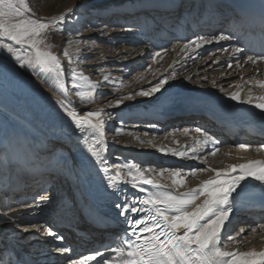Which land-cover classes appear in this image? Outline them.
I'll use <instances>...</instances> for the list:
<instances>
[{"label":"bare ground","instance_id":"1","mask_svg":"<svg viewBox=\"0 0 264 264\" xmlns=\"http://www.w3.org/2000/svg\"><path fill=\"white\" fill-rule=\"evenodd\" d=\"M33 1L35 2V0ZM181 1L182 0H90L87 3L82 1L83 4H74L76 6L72 5L73 7H69L66 3L60 4V9H58L57 15L54 16H59L67 12L69 8L83 9V7H87L93 9L92 14L88 15V18L93 19L92 23L97 27H101V25L105 26V24H103L104 21L105 23L116 21L119 26L122 27V29H119V32H121L118 36L119 38H116L113 33L104 34L103 37L105 39V44L110 46L107 47V55L112 57V63L117 66L116 70L120 72L121 66L125 63L122 61L123 55L131 53L129 48L125 45L116 48L118 41L122 42L127 40L126 34L136 37L145 35L147 40L144 42L148 50L156 48V44H158V42L160 43L158 49L161 50V52L159 51L161 55L157 57L153 56L152 60L155 65L165 56V50L162 49L164 44H167L166 37L170 33L168 30L169 27L175 23V20L177 21L179 19H177V17L183 4ZM29 2V0H25L22 10L27 11V9L30 8L35 16L39 17L36 15V11L31 8ZM206 2L208 7L204 8L205 12L203 11L201 14H199L200 12L197 13L196 15L198 17H194L193 22L191 20L186 21V17H183L180 19L181 22L179 24L183 25L184 23L190 22V25L196 26V28H198V30L200 29L202 32L215 30V33H219L217 30L226 28L224 23L225 17L232 16L238 18L231 8L237 3H245V0H206ZM106 7H111L113 10L105 12L104 9ZM41 18L48 17L44 16ZM182 25L179 26L180 29ZM242 26L243 28L245 27V25ZM105 28L106 27H102L99 28V30L104 31ZM128 28L132 30L127 31L126 29ZM227 30L231 31L232 29L229 28L226 29V31ZM221 31L222 30H220V32ZM140 40L141 39H134V42L131 44H139ZM231 44H237V38L234 37L231 41L220 42L217 46L216 44H212V49H205L208 46L205 45L203 47V49H205L204 51L200 50V52H197L198 54H194L193 59L196 60L195 65L189 64L187 60L182 62L179 61L181 59H178L180 67L174 69L173 83L169 86H165L167 91L164 92V95L160 97L159 93H157L152 101L142 104L136 111L133 110V112L138 113L137 116L140 115L138 118L139 121L147 120V123L156 125V127L153 128L151 125L146 124L147 128L151 131L156 130L155 132H162V134H146V137L143 138L135 134L137 133L136 131L128 133V137L120 139L118 143L109 144L108 153L106 154V163L108 165L113 164L110 163V152L113 148H118L116 157H114L113 160H124L128 158L131 159L132 163L138 164L142 169L149 168L150 165H153L152 169L156 170V172L160 169H173L168 166L172 161L174 162V160L185 158H190L188 160L194 158L198 161L199 158H201V162H203L202 159L205 158V162L208 161L209 163V165H206L215 169H226L232 164L247 163L249 160H264V149L257 151L261 145H264V137H255L251 134V131L255 128H263L264 115L251 105L229 100L226 95V93L240 91L241 99L243 100L247 98L249 89L252 90L254 98L264 95V88H261L255 83V81L264 80V62H258L257 66H253L250 63L245 64L246 55L241 54L240 64H242L243 67H237L236 60H230L228 53L221 51L223 47H229ZM215 46L216 48H214ZM111 49L114 51L111 52ZM133 49L134 48H132V50ZM206 52H209V55L202 58ZM214 54H217V57H219L218 61L217 57H213ZM246 54L250 55L247 50ZM104 58L106 57H103V59ZM130 58L131 59L127 61L129 62L128 64H130L129 69H132L131 74L135 71L138 72L141 67L145 65V62L142 60L144 56L142 55L138 56L136 54V56H131ZM229 60L232 64L231 68L228 67L227 63ZM6 62L7 61H5V63ZM146 62H151V59L148 58ZM89 63L92 67L101 64L98 60L90 61ZM65 67L66 64L63 68L68 70L69 67ZM162 67L165 66L162 65ZM257 68L259 71H257ZM156 69L160 72L158 65ZM187 69H189V72ZM65 70L64 72L66 73ZM94 71L99 72V70ZM143 74V72L137 73V77H142ZM105 75H109V73L104 74V76ZM119 77H121V74L111 77L110 82L104 85L112 86L111 81L118 79L117 82H115L118 86L122 81ZM189 77H191V79H188ZM60 82L65 89V79H63V76ZM54 83L55 81L49 83L40 75L33 76L31 79L24 74L21 69L16 72L0 74V121H4L16 130H19L21 134H27L30 139H33L41 156H43L44 152L49 148V145L52 146L57 143L58 146L63 145L65 147L72 144V147H69L70 157L67 159L71 160L72 164H74L77 174L75 178L73 176L67 177L66 174H52V183L46 187L48 189L43 191V185L40 187L38 186V182L40 181L39 177L42 176L41 172H17L14 166H0V213H9L10 215L13 212L16 213V215H12L11 220L8 222H5L3 217L0 216V234L7 237V239L9 237L15 244L14 246H16L18 250L20 249L24 254L27 251L35 250V253L31 254L34 256H41L40 261L49 260L48 262L52 264H68L65 258L54 252V248L57 245L67 246L71 249V252L66 253L65 256H69L73 260H79L78 248L76 246H79L82 242H78L77 244L73 243L69 235H71L72 229L75 226L74 223L77 222L78 219H81L82 216L92 213L91 217H96L102 224L117 222L123 229L124 224L119 218L118 211L114 206L115 202H118V197L112 193L111 190L106 189L105 182L101 174L96 171L94 162L85 155L91 138H81V135L75 131L66 120L59 116L57 106L52 98L66 100L67 103H71L81 114L84 113L82 111L85 109L77 107V104L67 96L65 91H58L57 88L53 86ZM137 86H139L138 83L135 85L129 83L127 89L131 90ZM220 89L224 91L221 92ZM108 90L111 89L108 88ZM109 93H111V91ZM17 95L22 98L19 99V97H16ZM105 101H107V99H105ZM132 104L137 106V104L141 103L135 101L132 102L131 105ZM91 108L92 109L89 110L102 109L101 106H92ZM152 120L154 121L152 122ZM157 123H161L163 128L158 126ZM183 123L182 130L177 129L179 125ZM130 126L133 125H127V127ZM133 127L138 128V125H134ZM184 128L190 129L187 135L183 133ZM196 128H201L202 132H195ZM230 128H233L235 133L227 135L226 133ZM203 132H207L209 135L213 136L219 143L205 148L198 156L190 153L188 157L181 158L172 154L161 153L157 148H153L148 143L143 145L140 143L141 140H151L154 141L155 145L158 147L164 146L166 148L186 150L187 146L192 143L193 137L203 138ZM177 141H179V143H177ZM240 145H246L247 147H240ZM214 148L218 150L215 151V154H212ZM52 154H54V151H52ZM55 157V155H52V159ZM58 158L66 157L63 155L61 157L58 156ZM164 165L166 166L164 167ZM109 174L115 176L114 172H110ZM153 175L161 184L168 185L169 187L173 186L172 178V180H167V178L163 180V176H156L155 172ZM184 175H186L183 176L184 183L178 189L180 192L196 188L203 181L213 177L215 173L212 171L203 172L199 169L195 171V175H193L190 170L184 172ZM124 187L127 188L129 192L135 191V189L128 188L127 185ZM241 187H243L244 190L247 188L261 189L258 186V182L253 183L250 180L242 182ZM14 188L18 189L17 193H13L15 190ZM237 191H240V189L238 188ZM77 193H79L81 197L83 208L77 205L75 200ZM9 194L13 196L12 200ZM44 196L49 198L46 204L41 205L35 212L29 210L27 207L28 205L34 206L38 198ZM2 201L5 202L1 204ZM66 201H71L73 204L74 210L71 214L63 210V204ZM87 202L94 203L97 208L95 207V210L92 212V205H90V203L87 204ZM7 203L12 206H8L9 204L7 205ZM256 204L257 203L239 201L238 207L234 208L233 213L230 214V219L232 216H235L236 219V222L232 220L233 235L235 234V229H237L235 224L241 221V216H248V219L242 220L240 226V228L245 229V233L240 237L242 244H239L235 249L244 252L250 250H255L257 252L264 251V228L260 227V225H264V205L257 206ZM53 206L56 208L54 209ZM57 209L61 210V213L59 216L56 215L55 219H51L55 216ZM238 211H242L244 214L239 216ZM13 222L18 227L14 226ZM32 225L51 229L58 235L63 236L64 240L62 242H54L51 237H47L43 232L37 235L35 229H32ZM21 228H29V231L22 232L20 231ZM252 228H255L256 231L252 232ZM114 233L119 232L116 231ZM26 234L30 235L27 236ZM121 238L120 235H115L114 241L112 242L114 246H122L117 243ZM90 248V246L86 248L87 252L79 257L82 258L94 254V252L98 250L95 249V246L93 249ZM32 257H28V259L26 261L24 260V263L22 261L21 264H30L33 260ZM37 260H39V258H37Z\"/></svg>","mask_w":264,"mask_h":264},{"label":"snow or ice","instance_id":"2","mask_svg":"<svg viewBox=\"0 0 264 264\" xmlns=\"http://www.w3.org/2000/svg\"><path fill=\"white\" fill-rule=\"evenodd\" d=\"M24 4L25 0H0V74L23 69L33 76H43L49 83L55 81L53 86L58 91H64L60 82L64 68L59 56L52 51L53 45L46 43L47 34L65 31L69 20L76 19L77 13H80V17L83 18L85 15L92 14L93 9L69 8L67 12L49 19L36 17L30 8L27 11L22 10ZM112 10L111 7L104 9L105 12ZM260 22L264 25V15L261 16ZM85 26L90 27V25ZM102 34L106 33L102 32ZM233 38L234 33L231 31H221L210 36L198 35L185 43L182 51L187 57L189 50L195 53L205 45L219 44L231 41ZM88 47L91 48V45ZM246 48L257 51L255 47L248 45L240 47L237 44L223 47L221 51L228 53L230 60L235 59L237 67H243L240 64L241 54L246 55L245 64L257 66L258 62H264V46L259 48L255 56L247 55ZM76 51L78 53L80 49L77 48ZM64 55L68 56V53L64 52ZM160 55L159 51L153 53L154 57ZM218 60L219 57H217ZM230 60L227 62L229 68L232 67ZM74 63L76 62L69 56L68 80L79 102L90 104L97 95H102L97 93L99 85L109 83L110 78L105 75L102 82H92L82 70L72 67ZM257 71H259L258 68ZM169 79V77H163L147 90L141 89L135 94L120 96L114 104L110 102L109 107L121 109L115 116L105 112L104 109L85 110L81 114L66 100L52 98L59 116L66 120L81 135V138H91L85 155L94 162L96 171L101 174L105 182L106 189L111 190L118 197V202H115L114 206L124 224L123 237L117 241L122 246L113 248L110 244L104 245L105 251L96 250L94 254L79 260L65 256L66 253L71 252L69 247L55 246L54 252L65 258L68 264H264V251L244 252L230 248L233 243L242 244L240 237L245 233V229L240 228L233 235L232 220L235 216L230 219V214L233 213L234 208L238 207L237 198L244 192V188L241 187L242 182L248 180L253 183L258 182V186L264 190V160L232 164L226 169H201L200 171H212L215 175L196 188L184 192L178 191L184 183L183 173L180 170L160 169L156 172L152 168L142 169L138 164L130 161L111 165L106 163L109 144L116 143L115 139L110 141L106 137V124L116 119L119 127L115 131L122 132L126 127V120L134 115L130 110L124 111L127 107L125 101L134 102L136 96L153 97L157 93L162 97L167 91L165 85L168 84ZM255 83L264 88V80L255 81ZM111 84L115 86V80L111 81ZM220 91L224 90L220 89ZM226 95L229 100L251 105L264 115V95L254 98L251 89L248 90L247 98L243 100L240 91L226 93ZM151 127L155 128L156 125ZM189 132V128L183 129L185 135ZM195 132L201 133L202 129L196 128ZM140 143L142 145L148 143L161 153L184 158L190 153L198 156L205 148L217 145L219 141L207 132H203V138L193 137L192 143L186 150L158 147L151 140H141ZM240 147L247 146L240 145ZM261 149H264V145H261L257 151ZM217 150L214 148L212 154H215ZM0 164L12 165L17 172L39 171L66 175L72 174L73 167L71 160L67 158H57L55 163L46 160L39 154L33 139H30L27 134H21L19 130L4 121H0ZM169 171L173 178L172 187L161 184L153 175L155 172L156 176H163ZM191 171L195 175L196 170ZM110 172H114L115 176L110 175ZM125 185L135 191L129 193ZM48 200L46 196L40 197L34 206L27 207L35 212ZM76 202L83 208L79 193H77ZM63 210L71 214L74 210L72 202H64ZM12 215L16 213L13 212L11 215L0 213L5 222L10 221ZM14 226L18 227L15 223ZM31 227L35 229L37 235L43 232L54 242L64 240L63 236L51 229L41 228L38 225ZM260 227L264 228V225ZM20 231L28 232L29 228H21ZM251 231L255 232L256 229L252 228ZM17 264H19L18 260Z\"/></svg>","mask_w":264,"mask_h":264},{"label":"rangeland","instance_id":"3","mask_svg":"<svg viewBox=\"0 0 264 264\" xmlns=\"http://www.w3.org/2000/svg\"><path fill=\"white\" fill-rule=\"evenodd\" d=\"M30 2V6L32 9H34L36 11V15L41 17H48L49 19L51 17H54V15H57L58 13V9H60V4H68L69 7L70 6H76L74 4H83V2L87 3L90 0H35V2L33 0H29ZM187 1V2H186ZM182 4V8L178 17H177V21L175 20L171 27H169V35L166 37V43L163 46L162 50H165V56L158 62V69H160V72L157 71L156 67L157 65H155V63L152 61L153 60V53L160 51V49H158L160 43L158 42V44H156V48H152L151 50H148L147 45L145 44L144 41L147 40L146 36H131L129 34H126L125 36H127V40H124L122 42H117V47L116 48H120L122 47V45H125L127 48H129V50L131 51V53H128L126 55H123L122 57V61L125 62L123 63V65L121 66V70L120 72H118L117 66H115V64L112 63V57H110L108 54V50L107 47H110L109 45L105 44V39L103 37L104 34H102V32L108 34V33H113L115 34L116 38H119V34L121 32H119V29H122V27L119 26V24L116 21H109L106 22L104 21L103 24L100 26H96L92 23L93 19L88 18V15L83 16V18L80 17V13H77V18L76 19H70L68 25L65 28V31L63 32H49L47 34V39H46V43L52 44L53 48L52 51H54L60 58L61 60V65L62 62L65 61L66 67L68 68V59L69 56L72 57L73 61H75L76 63H74L72 65V67H76L79 70H82L83 74L88 76L90 78V81L92 82H97V81H103V77L104 74L109 73V78L111 77H115V75H120L121 77H119L122 81L119 83V85L117 86V84H115V86H109V85H104L106 83H101L97 89V93H102V95H97V98L90 104H81L79 102L78 97L76 96V92L75 90L71 87L70 82L68 80V75L69 72L68 70H65L67 75H66V79H65V93L67 94V96H69L76 104L77 107L79 108H84L85 110H89L92 109V106H101L102 109H104L105 112L107 113H111L112 116H115L117 112L121 111V109H117V108H113V107H109V103L111 102L112 104L115 103V100L120 98V96L123 95H128V94H135V92L144 89L147 90L151 85H154L159 79L163 78V77H169L170 81L168 82V84H166L165 86H169L171 85L173 82V72L174 69L179 68L180 65L178 64V59H181L179 61H184L187 60V62H189V64L191 63V65H195L196 64V60L193 59V56L195 53H197L198 51H204L205 49H212V44H210V46L208 45L205 49L201 48L199 50H197V52L193 53L191 52V50H189V53L187 55V57L185 56V53L182 51V48L184 46L185 43H187L189 40H191L193 37L198 36V35H205V36H210L215 34V32H202L200 29L198 30V28L194 27L192 24L190 25V22L188 23H184L180 28H178V26H180V22H181V18L186 17V21L191 20L192 22L194 21L193 18L194 17H198L196 14L199 13H203L204 8L208 7V4L206 2V0H182L181 1ZM196 6H195V4ZM72 6V7H73ZM205 12V11H204ZM77 20L79 22H77ZM177 22V24H176ZM85 25H90V27H86ZM102 27H106L104 31L99 30V28ZM95 35V36H94ZM134 39H141L139 41V44H131L132 42H134ZM216 44V43H213ZM88 45H91V48L88 47ZM105 46V47H104ZM217 46V44H216ZM216 46L214 48H216ZM134 48L132 50V48ZM143 51H142V49ZM194 47V46H193ZM77 48L80 49V51L77 53ZM217 50V49H216ZM215 50V51H216ZM114 50L111 49V52H113ZM64 52L68 53V56L64 55ZM144 52V53H143ZM167 52V53H166ZM144 56V58L142 59L145 62V65L143 67H141V69L137 72L135 71L133 74H131L132 69H129L130 64H128L129 60L131 59V56H136V54L139 56L141 55ZM198 54V53H197ZM104 55V56H103ZM209 55V52H206L205 55L202 56V58H204L205 56L207 57ZM103 57H106L103 59ZM213 57H217V54H214ZM151 59V62H146L147 60ZM103 59V60H101ZM193 59V60H192ZM94 60H98L99 63H101L100 65H97L95 67H92L90 65V61H94ZM128 60V61H127ZM89 61V62H88ZM177 61V63H176ZM103 63V64H102ZM64 64V65H65ZM161 64V65H160ZM64 65H62V67H64ZM90 65V66H89ZM160 65V66H159ZM162 65H164L165 67H162ZM189 68V67H187ZM69 69V68H68ZM94 70H99V72H96ZM109 72H108V71ZM21 71L26 74L29 78H33V75H31L28 71L21 69ZM187 71L189 72V69H187ZM143 72L144 74L142 75V77H137V73ZM160 73V74H159ZM125 76H123V75ZM175 74V73H174ZM137 78H136V77ZM119 79V80H120ZM118 80V79H117ZM117 80L115 79V82H117ZM141 80V81H140ZM131 83L132 85L135 84H139V86L130 89L128 88V84ZM205 83V82H204ZM111 89V90H108ZM81 90H85V89H81ZM111 91V93H109ZM156 95H154L153 97H140V96H136L135 101L141 103V104H137L134 105L131 103L133 101H125V105L127 106L126 108H124V111H131L133 112V110H138L139 106L141 107L142 104H145L147 102H150L154 99ZM16 97H19V99H21L22 97L17 95ZM105 99H107V101H105ZM134 101V102H135ZM136 106V107H135ZM123 107V106H122ZM135 108V109H134ZM85 110H83L82 112H84ZM178 111V110H177ZM134 116L130 119L126 120V127L124 128V130L122 132H117L115 131V129H117L119 127L118 121L116 119L111 120L110 122H108L106 124V137L111 141L113 139H115L116 143H118L120 141V139H124L126 137H128V133H133V132H137L135 134H137L139 137H143L145 138L146 134L147 135H161L162 132H155V131H151L149 128H147L146 124L152 125L153 123H147V120L144 121H139L138 118L139 116L137 112H133ZM154 120H152L153 122ZM141 122V123H140ZM134 123V124H133ZM138 125V128H134L133 126L127 127V125ZM141 125V126H139ZM145 125V126H144ZM158 126H161V123H157ZM183 124H180L179 127L177 129H181L182 130V126ZM147 128V129H146ZM159 132V133H158ZM127 133V134H126ZM134 134V135H135ZM118 148H113L110 152V159L111 162L115 164L116 162H121V161H130L131 159L125 158L124 160H113L114 157H116L117 154V150ZM55 152V151H54ZM66 158L70 157V153H66L64 155ZM190 158H185V159H180V160H174V162L172 161L171 164H169L168 166L172 167L173 169L170 170H180L184 175V172L186 171H191V170H201V169H207L208 167L212 168L211 166H207L209 165L208 161L205 162V158H203V162H201V158H199V162L196 159H192V160H188ZM113 160V161H112ZM197 163V164H196ZM207 164V165H206ZM0 166H4L2 164H0ZM72 174L71 175H66L67 177L73 176L75 178V176L77 177L75 168H74V164H72ZM166 165H164L165 167ZM6 167V166H4ZM163 167V168H164ZM149 168H153V165H150ZM209 169V168H208ZM204 172V171H203ZM170 175V177H169ZM164 178H167V180H172L173 178L171 177V173L170 172H165V174L163 175L162 179L164 180ZM172 178V179H171ZM67 179V178H66ZM65 184V183H64ZM48 189V188H47ZM37 200V199H36ZM35 200V201H36ZM53 208L55 209L56 207L53 206ZM61 213V210L57 209L55 212V216L51 219H55L56 215L59 216V214ZM243 213L241 212L239 214L242 215ZM248 219L247 216H243L242 220ZM1 225V224H0ZM240 224L237 225L235 224V227H237V229H235L234 232L239 231L240 229ZM29 235V234H26ZM3 236L2 234H0V264L4 263V264H17V260L19 261V264L24 263V260L26 261L28 259V257H32V261L30 264H52L49 263V260H41L40 258L41 256H34L31 253H35V250H30L29 252L27 251L25 254L16 246H14L15 244L10 240V238L8 237H1ZM246 236V235H245ZM25 239V238H24ZM239 244L233 243L230 248L231 249H235ZM19 251V252H18ZM32 255V256H31ZM46 257V255H45ZM35 258V259H34ZM37 258H39V260H37Z\"/></svg>","mask_w":264,"mask_h":264}]
</instances>
